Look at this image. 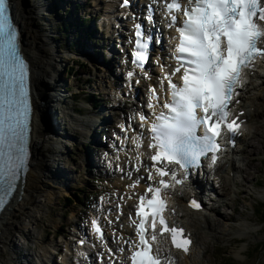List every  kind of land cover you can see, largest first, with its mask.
Segmentation results:
<instances>
[{"label":"snow or ice","instance_id":"snow-or-ice-1","mask_svg":"<svg viewBox=\"0 0 264 264\" xmlns=\"http://www.w3.org/2000/svg\"><path fill=\"white\" fill-rule=\"evenodd\" d=\"M166 7L169 27L177 33V66L164 77L170 99L164 101L163 110L151 124L149 147L155 150L151 160L161 179L159 186L147 189L153 193L151 198H139L137 216L141 219L136 225L137 241L131 242L130 264H173L154 249L158 224L160 235L169 233L175 247L188 251L191 241L182 238L183 229L169 227L163 215L167 204L162 192L171 186L163 178L171 175L176 183L182 181L176 179L175 172L156 165L176 164L187 172L190 167H198L201 158L209 153L214 164L216 153L221 151L218 138L224 129L232 136L239 131L237 119H230L229 105L244 69L264 57V0H188L187 5L182 0H170ZM174 13H182L179 26ZM136 29L133 62L143 68L151 37H145L140 25ZM177 73L180 82L174 83ZM132 75L128 73L130 78ZM151 91L152 98L159 102L157 89ZM30 112L26 65L17 49V31L10 20L7 0H0V204L13 191L26 163ZM201 129L202 135L198 134ZM148 178L152 179L151 172ZM192 206L200 207L196 201ZM92 226L103 239L97 220L92 221Z\"/></svg>","mask_w":264,"mask_h":264},{"label":"rangeland","instance_id":"rangeland-1","mask_svg":"<svg viewBox=\"0 0 264 264\" xmlns=\"http://www.w3.org/2000/svg\"><path fill=\"white\" fill-rule=\"evenodd\" d=\"M75 1L85 2V0ZM107 1L92 0L93 14L99 13L102 7L107 8L109 6ZM14 5L15 8H23L25 5L35 18L33 28L24 29L23 41L33 39L36 33L46 43L45 47L48 48L49 55L57 59L56 55L59 54L68 57V62L62 64L63 69L60 73L63 83L66 82L72 86V93L67 94V98H71L73 93H78L81 90L80 87H85L89 78L92 79L90 84L93 88L95 87L93 83L98 79L100 87L104 89L101 81L102 77H106L105 69L97 66L99 71L104 70L102 76L94 67L96 61L91 62V58L83 55L76 56L75 41L78 45H82L85 37L79 33L78 28L72 27L69 29L70 32L65 30L62 19L75 18L66 15L65 4L58 6V0H16ZM76 15L78 16V11ZM104 20L108 25V15L104 17ZM74 31L77 32L76 35ZM55 47H61L59 53H56V50L54 53L51 52V48ZM71 58L86 60L88 64L80 67L73 64ZM67 68L71 69L69 74L66 73ZM47 81L49 84L54 83L52 77H48ZM85 89L82 91L85 95L93 92V89L92 92L90 89ZM66 96L59 97L62 100L55 104V108L50 109L48 127L51 131L53 130V133L49 132L45 140L41 142L42 156L47 160L44 173H41V183L26 205L21 208L16 206L20 218L15 221L11 229L13 232L4 234L8 238L1 245L3 254L0 255V264H56L54 253L58 250L65 252L71 238L76 239V235L80 234L77 228H82L86 224L89 213L96 206L97 196L108 192L114 197L123 186L126 188V183L119 182L114 172L102 170L104 163L98 155L94 154L95 160L92 163L99 165L100 170L89 168L88 165L91 163L89 159H87L88 165L86 164L87 155L91 157L92 152L87 147V142L90 141L89 135L82 131L81 125H85L87 121L82 123L73 110H83L90 115L88 120L91 122L86 126V131L88 130L89 133H91L89 129L98 124L102 115L98 111L90 114L91 106L88 104V96L78 100L67 99ZM53 98L51 94V99ZM103 98L107 101L109 97ZM122 108L124 110L127 106L124 105ZM109 114L115 118L121 115V112L118 109H112ZM249 124L255 133L243 147L245 150L243 161L239 163L242 171L236 179L243 180V191L233 182L227 181L223 189L217 190L221 195L223 193L221 200L224 203L227 202L229 206L223 207L224 203H221L217 212L208 213L211 218L210 229L189 218V223L196 233V258L202 259L205 264H264V95L259 104L258 114L250 120ZM99 131L100 129L98 133ZM100 139L102 142L99 148L102 151L105 148L106 138L102 136ZM33 163L31 162L32 167L35 165ZM222 173L225 179L229 180L227 172ZM67 197L71 199V202H66ZM19 201H22V195ZM244 223L248 229L240 227ZM51 260L53 262H50Z\"/></svg>","mask_w":264,"mask_h":264},{"label":"bare ground","instance_id":"bare-ground-1","mask_svg":"<svg viewBox=\"0 0 264 264\" xmlns=\"http://www.w3.org/2000/svg\"><path fill=\"white\" fill-rule=\"evenodd\" d=\"M13 2L12 8H13V16L17 24L21 28L22 32V46H23V52L26 56V58L30 62V68H31V84H32V96L35 106V111L33 115V131H32V151H33V160L32 162L35 163L33 167H31V170L29 171L28 175L24 179L20 190L18 191L17 195L14 197L12 202L9 204L7 209L4 211V213L0 217V255L3 254V247L1 246L5 239L8 238V236H4V234H8L11 229L13 228L15 221L20 218L19 211L17 210L21 208L22 206L26 205L28 202L32 199L33 192H36L37 189H39V184L41 183V173H44L45 170V163H46V157L42 156L41 152V142L45 140L46 135L50 132L52 134L53 130L51 131L48 127L49 119V113H51V110L56 103H59L61 97H64L65 95V84L63 83V80L61 79V70L63 69L62 64L68 62V57L64 56L63 54L56 55L58 57L55 58L53 55H49L47 49L45 47L46 43L43 41V39L36 33H34L33 39H28L27 42L23 41V31L24 29H31L33 28V23L35 22V18L33 16V13L23 6L15 8L14 3L16 0H11ZM11 2V3H12ZM109 6L112 10L117 9L115 0H108ZM54 8V6H53ZM55 10V9H54ZM15 11V12H14ZM126 11H129L126 9ZM111 16V15H110ZM112 18V16H111ZM111 21V20H109ZM61 47H55L51 48V52H58ZM87 48H82L80 51H83V53L88 54V52L85 51ZM51 56V58H50ZM57 61V62H56ZM150 61H153L151 59ZM60 63V64H59ZM54 69V70H53ZM48 77H52L54 80L53 84H49L47 81ZM258 80L262 81V92L263 94L256 95L253 97H250L249 99L245 100L244 102V108L248 109L249 116L251 118L255 117L258 114L259 111V104L260 101L264 95V77H259ZM260 86V87H261ZM122 90L123 88H120ZM62 90H64V93H62ZM50 91H53L50 93ZM51 94L54 97L51 99ZM60 97V98H59ZM53 100V101H52ZM58 100V101H57ZM55 101V102H54ZM255 101V102H254ZM52 102V103H51ZM254 103V105H249L248 103ZM63 103V102H62ZM53 104V105H52ZM255 107V111L249 110L250 108ZM55 108V107H54ZM58 108V107H56ZM54 114V113H53ZM51 116V115H50ZM48 120V121H47ZM56 123V122H55ZM51 128V127H50ZM52 129H55L52 127ZM58 129L56 128V131ZM254 135V134H253ZM252 135V137H253ZM251 137V138H252ZM94 138V137H93ZM250 138V139H251ZM246 140L247 142L250 140ZM62 141V140H61ZM132 141V138H131ZM63 142V141H62ZM122 144L129 143L130 141L127 139L126 136L122 137L121 139ZM135 153L137 154L138 160L142 163H145L143 161V157L146 154L145 149L138 150L134 148ZM42 156V158H39ZM122 154L118 153L117 157L115 159V162H117L120 166V168H123L122 163ZM88 159V158H87ZM86 159V161H87ZM91 161V160H89ZM243 161V158H242ZM33 163V164H34ZM87 163H89L87 161ZM110 164L113 165V161H110ZM90 166V165H88ZM233 167L236 171H240L241 168L236 165V163H233ZM33 176L31 177V175ZM31 179V180H30ZM227 185V184H226ZM223 188V185H222ZM228 188H226V192H228ZM135 189H132L129 193H133V195L136 197L137 193L134 192ZM22 195V201H19V197ZM243 200V199H242ZM221 203H224L223 200ZM227 203V202H226ZM224 203L223 207L229 206L228 204ZM19 204V205H18ZM221 206V205H220ZM220 207H215L212 212H217ZM211 218L210 217H204V222L208 229L211 228ZM240 227H245L248 229V226L246 224H241ZM13 232V231H11ZM87 247L90 245L89 239H87ZM95 240H93L94 242ZM106 241V238H104L101 242L104 244ZM110 246H112L110 243H108ZM86 250V248H85ZM78 251V250H76ZM66 259H63V261ZM203 264V263H202Z\"/></svg>","mask_w":264,"mask_h":264}]
</instances>
